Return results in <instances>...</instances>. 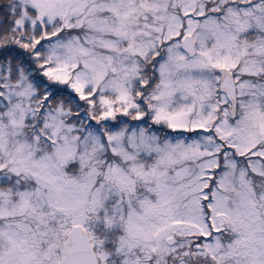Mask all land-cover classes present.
Listing matches in <instances>:
<instances>
[{
  "label": "snow or ice",
  "instance_id": "6c2138e0",
  "mask_svg": "<svg viewBox=\"0 0 264 264\" xmlns=\"http://www.w3.org/2000/svg\"><path fill=\"white\" fill-rule=\"evenodd\" d=\"M0 264H264V0H0Z\"/></svg>",
  "mask_w": 264,
  "mask_h": 264
}]
</instances>
